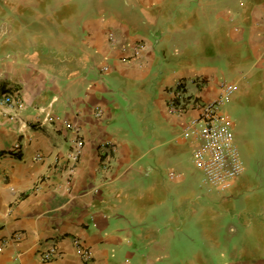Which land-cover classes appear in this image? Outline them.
Returning <instances> with one entry per match:
<instances>
[{
  "label": "crops",
  "instance_id": "1",
  "mask_svg": "<svg viewBox=\"0 0 264 264\" xmlns=\"http://www.w3.org/2000/svg\"><path fill=\"white\" fill-rule=\"evenodd\" d=\"M180 81L264 92V0H0V264H264V182L203 184Z\"/></svg>",
  "mask_w": 264,
  "mask_h": 264
},
{
  "label": "built area",
  "instance_id": "2",
  "mask_svg": "<svg viewBox=\"0 0 264 264\" xmlns=\"http://www.w3.org/2000/svg\"><path fill=\"white\" fill-rule=\"evenodd\" d=\"M187 84L180 81L177 84L174 95L169 101L168 108L171 112L183 114L190 105L199 109V114L188 120L189 126L198 134L199 144L193 150V158L197 167L202 171L203 184L219 190H227L233 181L244 171V165L238 147L231 119L224 110V106L230 101L236 91V84L222 81L219 85L220 94L211 101H203L196 95L187 94ZM196 86L202 84L198 80ZM16 98L13 94H3L0 97L1 104H14ZM53 115L47 113L44 121L52 122ZM115 150L116 146L110 147ZM83 150V140L78 139L72 150V159L78 161ZM170 177L175 174L171 172ZM16 239L22 237L21 232L14 234ZM81 256L88 262L92 258L91 250L77 242ZM60 256L57 246H51L40 253L43 261H53Z\"/></svg>",
  "mask_w": 264,
  "mask_h": 264
},
{
  "label": "rangeland",
  "instance_id": "3",
  "mask_svg": "<svg viewBox=\"0 0 264 264\" xmlns=\"http://www.w3.org/2000/svg\"><path fill=\"white\" fill-rule=\"evenodd\" d=\"M246 92L240 89L231 102L224 106V110L233 122L235 142L245 168L244 173L258 178L255 185H246L250 189L254 186L259 188L256 184L264 182V92H256L255 87L254 96H247Z\"/></svg>",
  "mask_w": 264,
  "mask_h": 264
}]
</instances>
